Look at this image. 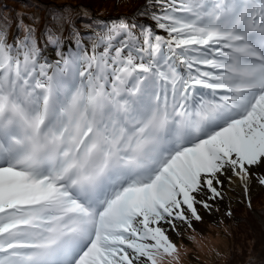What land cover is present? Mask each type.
I'll list each match as a JSON object with an SVG mask.
<instances>
[{
    "label": "snow or ice",
    "instance_id": "obj_1",
    "mask_svg": "<svg viewBox=\"0 0 264 264\" xmlns=\"http://www.w3.org/2000/svg\"><path fill=\"white\" fill-rule=\"evenodd\" d=\"M88 11L0 13V264H172L177 222L264 187V0Z\"/></svg>",
    "mask_w": 264,
    "mask_h": 264
},
{
    "label": "rangeland",
    "instance_id": "obj_2",
    "mask_svg": "<svg viewBox=\"0 0 264 264\" xmlns=\"http://www.w3.org/2000/svg\"><path fill=\"white\" fill-rule=\"evenodd\" d=\"M18 1L0 0V7H3L0 10L9 9L11 11L13 6L18 5L26 11H29L26 8H33L20 4ZM30 3L34 4V2ZM30 16H33V12ZM237 181L226 184L223 189L224 199L215 202L211 212L200 209L203 219L199 222L194 221V228H188L177 222L179 235L170 233V236L177 245L179 259L173 261L172 264H243L253 261L257 264H264L263 188L253 183L251 191L246 194L241 186H237ZM236 188L238 192L233 197L230 194ZM249 198H252L258 207L254 210V215L256 219L258 218L259 226L254 229V233L243 237L244 227L239 235L236 232L237 223H242V219L232 214L229 216L227 213L236 209L239 215H245L241 202ZM246 202L249 203V201ZM255 225V221L247 222L249 227H255ZM249 256L253 258L249 260ZM165 263L168 264V261L166 260Z\"/></svg>",
    "mask_w": 264,
    "mask_h": 264
},
{
    "label": "trees",
    "instance_id": "obj_3",
    "mask_svg": "<svg viewBox=\"0 0 264 264\" xmlns=\"http://www.w3.org/2000/svg\"><path fill=\"white\" fill-rule=\"evenodd\" d=\"M11 1L14 2V0ZM18 2L20 4H26L33 8H26L30 11L29 12L19 8V5L13 7L11 6V11L9 9V11L7 12H5L4 10H0V13L14 17L16 13L19 12L24 14L26 17H29L33 12V16L39 17L41 20H44L47 18L48 13L50 11H53L55 8H60L64 5H72L73 8H80V6H83L84 9L89 10L87 15L91 16L94 19L107 20L121 16H131L144 3V0H19ZM30 2H34V4ZM0 8L3 9V7ZM73 18L76 20L78 26H80L82 32L88 31V29H85L83 25L86 23H90L91 21L87 19V16H85L83 12L74 13ZM25 23L30 24L31 21L26 19ZM40 27L42 29L43 24H41ZM12 34H16L15 25H13L12 27ZM37 35L39 37V32L37 33ZM63 39H68L67 30H64L63 32ZM262 188V196L264 197V187ZM250 202L251 207H249V203H247L246 201L241 202L245 215H239L236 212V209L231 210L232 215L240 217L242 219V223H237L236 232L239 235L242 231V228L244 227L243 237L250 235V233H254V229L259 226V223L257 221L258 218L256 219L254 215V210H257L258 207L252 198H250ZM262 216H264V214ZM249 220H251V222L255 221V227L247 226V222ZM251 258L253 257L249 256V260H251ZM243 264H257V262H245Z\"/></svg>",
    "mask_w": 264,
    "mask_h": 264
},
{
    "label": "bare ground",
    "instance_id": "obj_4",
    "mask_svg": "<svg viewBox=\"0 0 264 264\" xmlns=\"http://www.w3.org/2000/svg\"><path fill=\"white\" fill-rule=\"evenodd\" d=\"M237 186H240V182L239 181H237ZM239 188V187H238ZM238 188H236V189H234V192H231L232 194H230V195H232L233 197L234 196H236V193L238 192ZM240 189V188H239Z\"/></svg>",
    "mask_w": 264,
    "mask_h": 264
}]
</instances>
